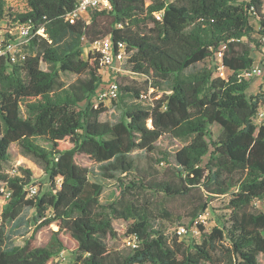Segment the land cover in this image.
I'll return each mask as SVG.
<instances>
[{"label":"trees","instance_id":"16d2710c","mask_svg":"<svg viewBox=\"0 0 264 264\" xmlns=\"http://www.w3.org/2000/svg\"><path fill=\"white\" fill-rule=\"evenodd\" d=\"M27 3L26 12L13 13L0 0V21L32 33L25 59L0 54V202L2 188L11 193L0 205V264H62V233L76 243L68 264H264V211L255 206L264 205V112L256 123L264 89L248 95L238 78L254 64L253 46L262 45L264 0H111L110 10L75 22L68 17L77 0ZM17 38L10 32L7 42ZM106 38L125 46V71L144 78L140 85L115 75L117 122L102 120L108 109L97 100L100 53L90 49ZM219 58L228 78L217 74ZM213 125L220 127L217 138ZM165 137L180 143L174 154L159 150ZM12 145L44 169L43 192L29 196V169L7 171ZM143 153L160 154L170 177L151 175L141 166ZM80 156L96 168L79 165ZM104 181L120 190L111 203L101 201ZM195 191L202 197L190 223L216 198L229 197V216L210 233L198 224L201 242L187 243L182 227L169 236L158 223L170 211L157 199ZM27 209L35 228L16 245L8 223ZM115 220L129 223L124 238H135L136 247L109 245L119 238ZM52 224L58 230L39 246L37 233Z\"/></svg>","mask_w":264,"mask_h":264},{"label":"rangeland","instance_id":"374dc122","mask_svg":"<svg viewBox=\"0 0 264 264\" xmlns=\"http://www.w3.org/2000/svg\"><path fill=\"white\" fill-rule=\"evenodd\" d=\"M7 7L13 13H24L28 10V3L27 0H7ZM253 24L255 28L258 29V22L253 20ZM10 32H12L13 35L18 33L17 27L7 20L0 21V49L2 45L7 42L8 35L10 34ZM262 38V45L258 47L253 46L252 58L254 59V64L251 68L246 71H243L238 76L240 81H245L247 83L248 95H257L260 91L264 89V37ZM217 62V65L220 67L221 59L219 58ZM206 64L210 65L208 61L206 62ZM202 66L204 65H199V67ZM42 68L45 69V66L43 65ZM119 69L120 66H114L101 70V74L104 78V83L99 88L98 94L106 87L107 84L110 83L112 79H115L117 77L115 76V72L119 71ZM122 69L123 71L118 76L120 81H131L133 79L140 85H143L142 83L144 82V78L133 76L131 75V73L126 72L125 66H123ZM217 74L223 76L224 78H228L230 76V73L223 68H219ZM75 79V75H63V80L66 82H72ZM152 93L153 91L151 90L149 94ZM161 93L162 92H159V95L157 97H159ZM152 100L153 96H150L148 97V100H146L145 103L148 104ZM105 105L108 110L105 114L102 115V120L110 122L119 121L121 117V110L115 105V103L111 100H108L106 101ZM260 112L261 114L264 112V107L260 109ZM261 118L262 116H260V118L256 120V123H260ZM212 131L214 133V138H217L220 132V127L218 125H213ZM158 147L160 151L170 152L174 154V152L180 147V143L177 140L165 137L158 142ZM10 151L11 159L8 165L6 166L7 171L12 174L13 171L20 166L24 167L25 169H29L33 173L34 181L32 188L29 189V191L31 192L30 195H34L32 193V190H36V194H38L39 191L43 192L47 186V176L44 169L41 168V166L38 165L33 159L25 157L20 152L17 145H12ZM139 158L141 166L147 169V171L150 172L151 175L157 176L160 179H167L170 177V175L166 172L168 169V165L166 164V162L158 163V160L162 159V156L160 154L153 155L143 153L139 155ZM208 160L209 156L205 157L204 164H206ZM77 163L81 166L88 167L93 170L96 168L93 162L85 156L78 157ZM16 174L20 175V171H17ZM92 179L94 178L92 177ZM104 186V192L101 197V201L103 203H111L119 197L120 190L117 185V182L104 181ZM201 197L202 195L200 194V192L195 191L192 195L186 197H178L171 199L160 196L157 199L158 205L161 204V206L166 207L170 211L169 217H164L162 215L158 216V223H160L162 227L166 229V232L169 236L175 235V231L178 230L179 227H182L184 229L182 233V240L187 243L190 241L200 243L203 237L201 232L197 228L198 224H202L205 227L206 232L210 233L217 226V222L220 217H223L225 219L228 218L229 210L226 209V205L228 203L229 197H222L214 199L210 203V207L207 212L201 215L196 221V223H190L191 213L196 207L197 199H200ZM4 203L5 200L1 198L0 205H3ZM255 206L258 210L264 211L263 204L257 203ZM33 217V211L27 209L25 210L23 216L18 221V223H8L7 231L13 243H15L16 245H22L24 243V240L32 234L35 228ZM181 225H186L189 229H187L186 226ZM113 226L119 238H109L108 243L109 245H113L114 247H122L123 243L126 242V238H124V235L127 231L129 223L123 220H115L113 222ZM57 230L58 226L56 224H52L50 226L42 228L36 235L37 244L39 246L46 245L50 241L52 233ZM60 238L68 248L67 251H64L60 255V259H63L62 264H68L71 259L70 254L76 248V243L70 235H67L65 233L60 234Z\"/></svg>","mask_w":264,"mask_h":264},{"label":"built area","instance_id":"2783aa9c","mask_svg":"<svg viewBox=\"0 0 264 264\" xmlns=\"http://www.w3.org/2000/svg\"><path fill=\"white\" fill-rule=\"evenodd\" d=\"M111 0H77L76 6L74 10L69 14L68 19L70 22H75L78 20H85L88 18V14L90 11L98 10H110ZM158 19H160V15H157ZM32 33L31 29L28 26H22L19 28L18 38L15 41L7 42L8 44L4 49H0V54L8 53L11 57L12 62H17L18 60L26 58L25 46L31 39ZM90 49L96 50L100 53V64L103 69L120 66L119 71L115 72V75L122 72V66L125 62V46L122 43L114 46L110 38H106L102 41H99L93 44ZM222 68V67H220ZM223 77V76H222ZM119 96V87L117 82L112 79L109 84L98 94L97 100L99 102H105L108 100L114 101L118 99ZM262 116V114H261ZM16 170L13 171L12 174H15ZM29 187V189H31ZM28 189V190H29ZM2 192L5 194L2 198L3 200L9 199L10 192L5 188H2ZM32 193L36 195V190H32ZM31 192L29 191V196ZM184 229L180 228L178 234L182 236ZM126 244L128 246L136 247V239L126 238Z\"/></svg>","mask_w":264,"mask_h":264}]
</instances>
